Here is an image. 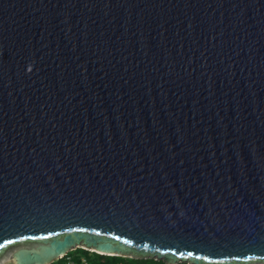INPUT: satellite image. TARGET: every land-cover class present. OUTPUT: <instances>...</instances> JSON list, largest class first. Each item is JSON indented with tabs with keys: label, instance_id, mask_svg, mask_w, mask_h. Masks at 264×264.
I'll return each mask as SVG.
<instances>
[{
	"label": "water",
	"instance_id": "water-1",
	"mask_svg": "<svg viewBox=\"0 0 264 264\" xmlns=\"http://www.w3.org/2000/svg\"><path fill=\"white\" fill-rule=\"evenodd\" d=\"M78 247L264 261V0H0V264Z\"/></svg>",
	"mask_w": 264,
	"mask_h": 264
},
{
	"label": "trees",
	"instance_id": "trees-1",
	"mask_svg": "<svg viewBox=\"0 0 264 264\" xmlns=\"http://www.w3.org/2000/svg\"><path fill=\"white\" fill-rule=\"evenodd\" d=\"M67 255L72 256L76 264H168L162 259L156 260L154 258L106 255L81 247L75 248L74 250L67 252ZM64 256L62 257V259H57L58 261H53L50 264H62L64 262ZM81 258H84L86 262H81ZM176 264L189 263L177 262Z\"/></svg>",
	"mask_w": 264,
	"mask_h": 264
},
{
	"label": "built area",
	"instance_id": "built-area-1",
	"mask_svg": "<svg viewBox=\"0 0 264 264\" xmlns=\"http://www.w3.org/2000/svg\"><path fill=\"white\" fill-rule=\"evenodd\" d=\"M63 256H60L59 259H62ZM81 262H86L84 258H81ZM62 264H76L73 257L70 255L65 254L64 262Z\"/></svg>",
	"mask_w": 264,
	"mask_h": 264
},
{
	"label": "bare ground",
	"instance_id": "bare-ground-1",
	"mask_svg": "<svg viewBox=\"0 0 264 264\" xmlns=\"http://www.w3.org/2000/svg\"><path fill=\"white\" fill-rule=\"evenodd\" d=\"M248 264H264V261H260V262H250Z\"/></svg>",
	"mask_w": 264,
	"mask_h": 264
},
{
	"label": "rangeland",
	"instance_id": "rangeland-1",
	"mask_svg": "<svg viewBox=\"0 0 264 264\" xmlns=\"http://www.w3.org/2000/svg\"><path fill=\"white\" fill-rule=\"evenodd\" d=\"M71 251V250H70ZM8 260H11L10 259V256L8 257ZM54 261H58L57 259H55ZM6 264H14L13 262H9V263H6Z\"/></svg>",
	"mask_w": 264,
	"mask_h": 264
},
{
	"label": "clouds",
	"instance_id": "clouds-1",
	"mask_svg": "<svg viewBox=\"0 0 264 264\" xmlns=\"http://www.w3.org/2000/svg\"><path fill=\"white\" fill-rule=\"evenodd\" d=\"M67 254V253H66ZM65 255V254H64ZM64 255H62V256H64ZM59 259V258H58Z\"/></svg>",
	"mask_w": 264,
	"mask_h": 264
}]
</instances>
